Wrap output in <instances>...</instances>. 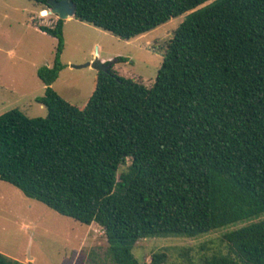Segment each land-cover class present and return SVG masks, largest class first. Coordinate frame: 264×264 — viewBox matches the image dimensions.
Returning <instances> with one entry per match:
<instances>
[{"label": "trees", "instance_id": "trees-1", "mask_svg": "<svg viewBox=\"0 0 264 264\" xmlns=\"http://www.w3.org/2000/svg\"><path fill=\"white\" fill-rule=\"evenodd\" d=\"M73 1L76 18L127 40L190 13L152 86L107 61L83 108L52 87L65 67L64 20L39 24L58 41L53 64L38 70L48 115H0V180L101 225L112 264H169L165 251L143 263L133 248L264 215V0ZM223 241L227 253L185 264H264V219ZM0 264L23 263L0 252Z\"/></svg>", "mask_w": 264, "mask_h": 264}, {"label": "rangeland", "instance_id": "rangeland-1", "mask_svg": "<svg viewBox=\"0 0 264 264\" xmlns=\"http://www.w3.org/2000/svg\"><path fill=\"white\" fill-rule=\"evenodd\" d=\"M50 11L49 5L33 0H0V115L14 108L30 117L48 115L47 107L38 100L46 90L38 70L53 64L58 41L38 25L56 24L59 16ZM188 13L130 40L69 17L64 20L65 46L61 55L65 67L52 87L83 108L94 91L97 74V69L86 64L97 61L114 62L121 75L152 86L168 43ZM126 167L122 166L120 173ZM261 219L264 215L194 237L141 238L133 253L143 263H148L156 251L167 252L169 264H185L188 257L201 262L215 252L229 251L223 241L225 233ZM108 246L105 230L98 223L86 225L62 215L0 180V252L9 259L23 264H112Z\"/></svg>", "mask_w": 264, "mask_h": 264}, {"label": "water", "instance_id": "water-1", "mask_svg": "<svg viewBox=\"0 0 264 264\" xmlns=\"http://www.w3.org/2000/svg\"><path fill=\"white\" fill-rule=\"evenodd\" d=\"M51 13L57 14L59 19L67 20L69 17H73L77 12V5L73 0H49ZM86 66H90L97 70L106 69V64L103 62H89Z\"/></svg>", "mask_w": 264, "mask_h": 264}, {"label": "bare ground", "instance_id": "bare-ground-1", "mask_svg": "<svg viewBox=\"0 0 264 264\" xmlns=\"http://www.w3.org/2000/svg\"><path fill=\"white\" fill-rule=\"evenodd\" d=\"M44 14H47V12H43Z\"/></svg>", "mask_w": 264, "mask_h": 264}, {"label": "crops", "instance_id": "crops-1", "mask_svg": "<svg viewBox=\"0 0 264 264\" xmlns=\"http://www.w3.org/2000/svg\"><path fill=\"white\" fill-rule=\"evenodd\" d=\"M96 77H97V74H96Z\"/></svg>", "mask_w": 264, "mask_h": 264}]
</instances>
